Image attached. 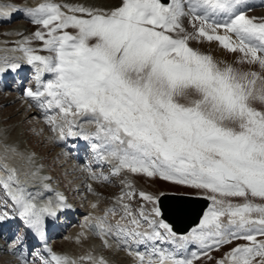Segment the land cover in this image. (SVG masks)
Wrapping results in <instances>:
<instances>
[{
    "label": "snow or ice",
    "instance_id": "obj_1",
    "mask_svg": "<svg viewBox=\"0 0 264 264\" xmlns=\"http://www.w3.org/2000/svg\"><path fill=\"white\" fill-rule=\"evenodd\" d=\"M244 3L119 0L105 11L49 0L23 10L37 30L13 49L34 70L35 87L25 88L22 95L45 110V123L58 133V140L74 136L89 141L94 159L111 165L110 176L139 174L212 194L199 224L178 236L161 218L158 197L139 192L150 209L141 205L133 210L124 202L135 193L123 179L129 191L122 190L117 204L120 221L126 223L110 224L108 214L115 215L117 209L109 208L102 216L86 217L82 227L92 230L105 246L109 238L118 246L129 240L173 246L172 251L153 246L146 253L125 247L137 264L212 261L213 250L233 242L235 246L214 264H264V239H258L264 238V110L253 106L264 104V76L193 46L216 42L227 52L240 54L235 64L256 65L264 72V18L246 15ZM33 40L41 42L39 49L28 46ZM20 67L19 60L5 59L0 73ZM45 74L49 78L44 79ZM50 111L55 114L48 115ZM81 120L95 130L79 129ZM84 171L92 180L109 181V175L88 167ZM31 175L36 177L37 172ZM0 186L23 224L41 239L46 218L55 219L57 211L68 206L59 193L38 205L41 194L28 192L16 170L7 165H0ZM44 188L50 191L47 184ZM226 198L243 202L234 204ZM9 217L8 211L0 210V221ZM189 245L198 251L189 252ZM48 252L42 264H76Z\"/></svg>",
    "mask_w": 264,
    "mask_h": 264
},
{
    "label": "rangeland",
    "instance_id": "obj_2",
    "mask_svg": "<svg viewBox=\"0 0 264 264\" xmlns=\"http://www.w3.org/2000/svg\"><path fill=\"white\" fill-rule=\"evenodd\" d=\"M79 1L82 4L83 0H79ZM101 1H103V0H101ZM72 2H75V0H72ZM111 2H113V3L119 2V0H114V1L112 0ZM252 10L245 12L246 15H248L249 17L264 18V13H263L264 9L263 10L254 9L253 11ZM257 13H259V14H257ZM19 23H20V21H18L16 23H12L10 25V27L11 26L18 27ZM30 24L32 25V33H31V35H32L34 33V31L37 30V26L33 25L32 23H30ZM7 26H9V25H7ZM1 29L5 30L6 28H5V26H3V28H1ZM27 34L29 35V32L26 31V33L24 35L27 36ZM35 42H38V41H35ZM38 43L41 47V42H38ZM193 46L200 47L201 51H203L206 54L212 55L215 59H217L219 61H223L224 63H228V64H233L235 67L240 68V69L245 70V71H256V72L260 73L262 76H264V72H261L259 67L256 65L235 64V61L239 57L240 54L227 52L226 50L222 49L216 42H211V43L205 42L203 45L193 44ZM13 49H15V48H12V52H14ZM16 52H18V51H16ZM43 53L47 54L46 52H43ZM12 54L14 55V53H12ZM32 83H33V81H32ZM33 85H34V83H33ZM24 88H26V86L22 87V89H24ZM7 92H9V93H7ZM14 92H15V90L12 89L11 87L8 88L7 91H1L0 90V134H6V135L10 134L14 138L13 140H14L15 146L17 147V151L19 152V153H16L17 156L16 155H14V156L18 157L19 161H18V163L13 164L12 167H14L16 169V173H17V177H18L19 181L21 182L20 179H22L19 174H23L26 177L32 176V175H28L27 171L30 174L33 171H36L37 172L36 177H32V178L34 181L39 180L41 178V174L39 171V164L37 163V159L40 160L42 156L46 155L47 159H45L43 162L39 161V163H40V166L42 167V170H43L45 176L50 177L48 184H50L56 188L63 189L62 184H61V183H63L64 188L69 189V190L71 189L69 191V193H70L73 190V187L75 188V186L81 185V181H83V179L79 176L78 179L72 180L73 175H70L69 173L64 174L65 170L69 169L71 167L68 166L66 168V166L64 164H62L66 158H65V156H62V155L60 156L59 154H57V152L59 151V147L56 146V144H55L54 133L51 131L50 125L46 124L45 121H40L39 119L41 118V115L37 114V112H31V109L24 111V109L21 110V107L14 108V106H12V104L14 102H20L21 106L24 107L22 102H23V99H25L23 97V95L18 96L17 94H14ZM3 93L5 95H8V96H11V94H13V97H12L13 100L11 97H10V99L8 97H2ZM181 102L183 103L185 101L182 100ZM28 106L30 107V105H28ZM253 106L259 110H264V104H261L259 102H254ZM30 108H33L35 110L34 107H30ZM17 111H20V112L17 113ZM15 113H17V114L14 115ZM48 115H53V114H51V112H50V113H48ZM26 116H28L27 117L28 119L26 118ZM44 117H45V114H44ZM90 125L85 128V124H83V125L81 124V125H79V129H85V132H89V131H87L88 130L87 128H90L89 130L92 131L91 126H93V128L95 126L94 125L90 126ZM21 130H23L22 133H20ZM76 131H78V129H76ZM16 133L19 136H17ZM57 135H58V133H56V136ZM17 137H20V139ZM8 139H11V138H8ZM0 143H1L0 144V157L2 158V160L6 161V162L8 161L7 163L10 164V160L12 159L11 158L12 152L13 153L15 152V151L10 152V148L13 146L10 143L9 144L6 142L3 143L2 140L0 141ZM5 144H6V146H5ZM21 146H22V148L26 149V151H24L25 152L24 156L21 155V153H20ZM3 151L6 154L8 153L7 156L5 155V153ZM93 154H94L93 152L88 151V154L84 153V155L83 154L81 155L82 159L78 160V163L80 164L81 169L84 170L85 167H88L93 172H96L97 174L103 173L104 175H109V181L108 182H104V181L99 180L100 184H102L103 186H99L98 189L101 190L103 192V194L104 193L110 194L113 191V189H112V187H113L114 191L117 192V189L120 185L119 181H118V178L120 176H118V177L110 176V173H109L110 166L105 165V163H100V162L98 164L97 161L93 158ZM4 157H6V158H4ZM7 157L9 159H7ZM87 161H88V163H87ZM72 165H73V162H72ZM73 167H74V165H73ZM54 173H57L58 177L60 178L59 181H61V183H56V179L51 178L52 174H54ZM75 175L78 176V173L77 174L75 173ZM121 176H122V173H121ZM131 176L133 177V179H135L136 181H139V183H141V185H140L138 182H135V183L139 184V185L134 184V189L132 191H134L135 195L133 196V198L131 200H128L127 198L125 199L126 203H129L133 210L138 209L141 205L145 206L147 209L151 208L150 204H147L145 201L140 199V197L138 195L140 191H143L146 194L153 195L156 197H158L159 194L162 193L163 191L176 192V193H186V194H193V195H204V196H208V197L210 195H212L211 193L204 191V190H194V189L186 188L184 186L173 185L170 182L162 181L159 178H148V177H145V176L139 175V174H136V175L131 174ZM104 185H106V187H104ZM35 187H38V185L35 184ZM122 189H125L124 184L122 185ZM2 190H3V192L0 193V208L5 210V207L8 206L9 200L7 198H5L6 195L4 194V189H2ZM99 190H98V192H99ZM38 192H41V191L39 190ZM71 194H73V191L71 192ZM74 194L79 198H85L84 202H82V203H84V205H86V207L88 208L87 203H86V202H88V199H87L88 197L86 195L87 192L81 190L78 193L74 192ZM98 195H100V194H98ZM51 198H52V196H50L48 194L46 196L38 198L36 202L44 203L45 201H47ZM90 199H91V202H90ZM226 199L229 200L230 202L234 203V204L243 202V198H226ZM93 201H96V202L99 201L101 203L102 197L101 196H96V197L91 196L89 198L90 207L92 204H94ZM106 202H108V201H106ZM254 202L260 203L261 201L255 200ZM79 203H80V201L78 202V206H79ZM111 203L113 204V206H116V204H117L116 201L111 202ZM211 203H212V201H211ZM211 203H210V205H211ZM107 208H110V207H107ZM9 210H10V207L8 208V212H9ZM92 211H94L93 208H92ZM86 214H87L86 212H83L82 214H80L78 221H76L73 225H71L70 227L65 229L62 233L59 234L58 239H56L57 241L55 240L57 244L52 247V253H56V254L59 253L60 255L61 254H67V255L69 254L72 257V260H70V261H76V264H95V262L100 260V259H103L105 261V264H110L111 259H115L116 261L118 259V264H125V263H128L134 259L132 256H129V255L125 256L124 259L120 258L119 254L122 251L115 250L114 248L109 246L110 242H111V244L114 245L115 248H117V249L120 248V250H122V247H119L115 243V241H116L115 238H109V241H110V242H108L109 245L105 246L103 244V241L100 239L99 236H97L95 234L94 235L90 234L91 233L90 230H87L86 228L84 230H79V231L76 230V229L81 228L82 225L84 224V222L82 220H83V217L86 216ZM90 214L96 215L93 213H90ZM92 215H89L88 217H93ZM108 218L109 219L111 218L109 220L110 224H115L117 221H120V217L108 216ZM120 222L126 223V221H120ZM145 228H146V225H145ZM74 229L78 232V235L79 234L81 235V237H78V239H71V240L68 238L69 240H66L67 235L71 231H73ZM141 230H144V229H141ZM83 235H86L87 237L83 236ZM68 237H69V235H68ZM258 239H264V238L258 237ZM16 240H18V244L16 242H14V243H16V245L21 248V251H19V253L22 252V253L26 254L25 257L27 258L26 260H27L28 264H30L31 262L34 264H42V261L44 259L48 258L49 253L46 255H43L42 253H40V249H39L40 247H38V246H36L35 248H34V246L30 247L29 242L26 241V238L21 231L19 234H17ZM13 241H15L14 235L8 244H10L11 242L13 243ZM52 242H54V241H52ZM132 243H133V241L129 240L128 244L125 247L128 246V248H130L132 251H139L142 253H146V252L150 251V246L153 247L155 245V242H153V243L147 242L146 244H143V245L142 244H139V245L136 244L138 248H139V246H147V247H141L138 249L137 247H133L134 245ZM236 243L237 242H233L232 245L222 246L220 250H213L210 253V255L213 257L212 261H208V260H205L202 258V260L200 262H198V264H214L215 260L222 259L223 256L227 252H229L231 250V247L235 246ZM239 243H246V242L241 241ZM157 244H158L160 249H164V247H167V249L169 251L173 250V248L167 244H162L159 241L157 242ZM188 248H189V246H188ZM151 250H152V248H151ZM1 251L2 250H0V254H1ZM190 251H198V250L196 247H194V248H191ZM95 253L97 254V257L96 256L94 257L95 259H93V258H92V260H81L80 259L81 257H86V256L93 257V255ZM2 254L5 255L4 253H2ZM3 255L0 256V264H13L14 263V262H12L11 259H7V257L3 256ZM36 255H39V256H36ZM31 258H33L32 261H31ZM97 258H98V260H97ZM130 263L137 264V262H135V261L130 262Z\"/></svg>",
    "mask_w": 264,
    "mask_h": 264
},
{
    "label": "bare ground",
    "instance_id": "obj_3",
    "mask_svg": "<svg viewBox=\"0 0 264 264\" xmlns=\"http://www.w3.org/2000/svg\"><path fill=\"white\" fill-rule=\"evenodd\" d=\"M112 0H83L82 1V5H84V7H90V8H94V9H101V10H110L112 7L116 6L119 2H111ZM114 1V0H113ZM260 1H264V0H260ZM44 2H49V0H0V61L1 62H4V59H8V60H12L13 58L19 60V62L21 63V67L19 69H17L16 71H11V70H7L8 72H2L0 73V82H3V86L6 87V85L4 84V78H10V76H12L13 74L16 75V77L19 78H22V77H25V75H29L30 77H32V73L33 71H29V65H23L22 63V53H20L19 51L16 52H12V48H16L18 46L19 43H21L23 41L24 38L26 37H29L31 36V33H32V25L30 24V18L27 17L25 14H24V9H29V8H35L37 7L40 3H44ZM50 2H53V3H57V4H69V5H73V6H78L75 2H72V0H50ZM104 2V3H103ZM108 4V5H107ZM13 6L17 9H20V11H12V9L10 7H5V6ZM264 13V12H263ZM5 14H7V18H5ZM79 15V14H77ZM20 21L19 23V26L18 27H14V26H11L10 25L12 23H16ZM9 25V26H7ZM17 25V24H16ZM3 26H5V30H2L1 28H3ZM28 27V28H27ZM29 32V35L27 34L24 35L25 33ZM32 48H35V49H39L40 48V45L38 42H35L34 40L28 45ZM14 53V55L12 54ZM41 55H45L43 52H40L38 51L37 54H40ZM46 76H49L48 74ZM24 83H26L24 81ZM9 93V92H7ZM6 93V94H7ZM11 94V93H10ZM2 97H8L10 99V97L12 98L13 97V94H11V96H8V95H5L3 93V96ZM21 98V97H20ZM13 100V98H12ZM22 104L24 105V107L21 106L20 102H14L12 104V106H14V108H18V107H21V110L24 109L25 110H28V109H31V112H37V114H40L41 115V118L39 119L40 121H45V117H44V114H45V110L43 109H38L34 106H32L34 104V102L28 100L27 98L23 99V102ZM28 105H30V107H34L35 110L33 108H30ZM20 110V111H21ZM20 111H17V113H19ZM17 113H15L14 115H16ZM28 116H26L27 118ZM25 119V118H24ZM28 119V118H27ZM30 119V118H29ZM83 124H85V128L88 127L90 125V123H87L83 120ZM82 123L80 122L79 125H81ZM82 124V125H83ZM93 125V124H91ZM90 125V126H91ZM92 128V131L89 130L90 128H87L89 132H93L95 130V127L93 128V126H91ZM79 130V129H78ZM74 131H76V129H74ZM55 134V137L57 138L56 136V133ZM8 138H11V139H8ZM79 137H74V136H66L64 140L59 141V143H64L65 141H69L67 144L68 145H71V143H73L71 146H73L74 149H76L77 147L80 149H85L86 147L90 148L91 150V147H90V144H87L85 143V141L83 139H78ZM14 138L12 137V135H6V134H0V141L2 140V142H6V143H10L13 147H9L10 148V152L11 151H15L14 153L12 152V155H11V160H10V164H8L6 161L2 160V158L0 157V165H7L8 168H12V169H15L14 167H12L13 164H16L18 163L19 161V158L16 157L17 154L16 153H19L17 151V147L15 146V143H14ZM1 144V143H0ZM6 146V144H5ZM4 147V146H3ZM2 148V147H1ZM4 152V151H3ZM5 153V152H4ZM21 153V151H20ZM8 154V153H7ZM7 154L5 153V155L7 156ZM16 155V156H14ZM3 157V156H2ZM9 157V156H8ZM7 157V159H9ZM70 157H72L70 155ZM6 158V157H4ZM6 159V160H7ZM68 161H66L65 163L67 164L66 166L68 167ZM105 164H108L107 162H105ZM66 167V168H67ZM70 167V166H69ZM21 168V167H20ZM73 168V169H72ZM72 170V172L74 173V178L76 179L77 177L81 176V178L83 179V189L87 192V199H88V202L87 203V206L88 208L86 207V205L84 206H81L80 209H76L74 211V216H72V219L69 220V221H64L66 222L67 224L65 225L66 228L70 227L71 225H73L76 221H78L79 219V216H80V213L82 214L83 212H86V216L83 217V222L85 224V218L88 217L89 215H92L90 213H93V214H96V215H92L93 217H96V216H102L104 215L105 211L109 208L107 207H110V208H116L117 211H116V214L113 215L112 213H109L108 216H111V217H120L121 216V212H120V207L118 204H116V206H113V204L111 202H117V199L121 196L122 194V190L124 192H127L129 191L128 188H125V189H122V185L123 183H121V181L125 178H127V180L129 181V183L131 184V190L134 189V184L135 185H141V183H139V181H136L135 179H133V177L131 176L130 173H127V172H122V176L120 175V177L118 178V181H119V187L117 189V192L114 191V188L112 187L113 191L110 193V194H103V192L101 190L98 189L99 186H103L102 184H100L99 180H92L89 178V173L84 171H80V169L74 165V167H71L69 168ZM69 169H66L67 171ZM16 170V169H15ZM79 171V172H78ZM28 175H31L28 171H27ZM75 173L77 174L78 173V176L75 175ZM96 173V172H95ZM20 177L22 179H20L22 181V184L25 186V187H28L29 189H31L32 191H35L36 189L37 190H41L42 192L44 190H46L44 188V185L46 184L45 181H40V180H36L34 181L32 176H24L23 174H19ZM93 183H92V182ZM37 182V183H36ZM135 182H138V183H135ZM92 183V184H91ZM35 184H41L43 186V188L41 187H35ZM48 185V184H47ZM88 185H91L92 186V191L90 192L88 190ZM143 186V185H142ZM104 187H106V185H104ZM48 188L50 189L49 190H46V192L44 191V193H53L55 194L56 193V190L51 187V186H48ZM105 189V188H104ZM99 190V192H98ZM100 195H98V194ZM163 193V192H162ZM162 193H160L159 195H161ZM101 196L102 197V202L100 203L99 201L96 202V201H93L94 204L97 205L96 208H93L94 211H92V207H90V203H89V198L91 196ZM177 201H179L180 203H182L181 206H173L174 208L172 209L173 210H176L178 211V214H180V217L178 216L179 220L178 222H174L176 223V225H178V228H180L181 226H183L184 222L188 220V218L191 216V215H194L196 214L197 210H198V206L200 204V202L198 201H193V200H188V199H183V198H177L176 199ZM108 201V202H106ZM166 201H172V198H168V197H164L161 199V203H162V206H164V203ZM176 201V202H177ZM90 202H91V199H90ZM124 202L126 203V201L124 200ZM179 203V204H180ZM10 210H9V213L10 215L12 216V223L15 222V224L17 225H20L21 224V219L19 218V216L16 214L15 212V209L11 206L10 204ZM102 207V208H101ZM68 208H64V210H66ZM87 209V210H86ZM90 209V210H89ZM69 211H71L72 209H68ZM78 214V215H77ZM118 215V216H117ZM108 219V222L109 218ZM167 220H169L168 217H166ZM62 221V220H61ZM170 221V220H169ZM111 222V221H110ZM171 222V221H170ZM83 224V225H84ZM87 229V230H90L89 228L87 227H81L79 229H76V230H84V229ZM177 228V229H178ZM181 229V228H180ZM9 230V229H7ZM28 230V229H27ZM75 229L73 231H71L67 237H66V240H71V239H78V237H81V235L79 234L78 235V232L76 231ZM179 230V229H178ZM61 231V226L59 224V221L55 222L54 225L51 227V229H49L47 231V237L44 235L43 239L39 238L35 233H33L30 229L28 230V234H27V238L28 240L29 239H32L33 241H35L36 243L39 244H42L43 246L46 247V242L49 243L51 242V245L52 246H55L57 243H56V239H58L59 237V233ZM91 233L90 234H93L94 235V232L92 230H90ZM0 232H5L3 230V228H0ZM76 232V233H75ZM82 233V232H81ZM89 234V235H90ZM183 235H187L186 234H183ZM83 236H86V235H83ZM178 236H181V235H178ZM87 237V236H86ZM69 238V239H68ZM47 239V241H46ZM56 240V241H55ZM54 241V242H52ZM3 244H0V250L2 251H7L6 249H10V248H13V247H18L16 245V243H10L9 247L7 246V242L5 241H2ZM110 242V241H109ZM115 243L117 244V241H115ZM149 243H153L152 241H149ZM156 243V242H155ZM104 244V242H103ZM134 244V243H133ZM105 245V244H104ZM109 245V243H108ZM118 245V244H117ZM136 245V244H135ZM143 245V244H142ZM110 247L114 248L115 250H119V251H122L119 255H120V258L124 259L125 256L129 255L127 251L124 250L125 248V244L123 242H121L119 244V247H122V250L117 249L115 248L114 245L111 244L110 242ZM137 246V245H136ZM154 246H156L158 248V246L155 244ZM191 246H196V245H189V247ZM106 248V247H105ZM138 248V247H137ZM189 250V248H188ZM56 254V253H55ZM2 254H0L1 256ZM57 255H60L59 253ZM82 255V254H81ZM13 256V257H12ZM61 256H66L68 257L69 259H72L71 256L67 255V254H61ZM97 257V254L95 253L93 255V259H95L94 257ZM130 256V255H129ZM6 257L7 259H11L12 262H14L13 264H21V259L20 258H24V255H13V252H8L6 254ZM19 257V258H18ZM133 257V256H132ZM134 258V257H133ZM106 259V258H105ZM98 260V258H97ZM109 261V260H108ZM135 261V259L131 260L130 262H133ZM125 263V264H132V263ZM136 262V261H135ZM118 264V259L117 261L115 259H111L110 260V264ZM30 264H34V263H30Z\"/></svg>",
    "mask_w": 264,
    "mask_h": 264
},
{
    "label": "water",
    "instance_id": "obj_4",
    "mask_svg": "<svg viewBox=\"0 0 264 264\" xmlns=\"http://www.w3.org/2000/svg\"><path fill=\"white\" fill-rule=\"evenodd\" d=\"M164 197H168V198L170 197V198H172V201H169V202L166 201L164 203V206H162L161 199ZM177 198H183V199H188V200L200 202L196 214L191 215L188 218V220L184 222L183 226L180 227L181 229L178 228V225H176V223H174V222H178V220H179L178 216L180 217L181 213L178 214V211H176V210L172 211V209L174 208L173 206L176 207V206L182 205V203H180L179 201L176 200ZM157 202H158V206L161 209L162 218L172 226V228L175 232L185 233L193 225H195L199 222V219L202 216L204 209L207 207L209 200L205 197H202V196H192V195H188V194H179V193H163L158 197ZM166 217H168L171 222L169 220H167Z\"/></svg>",
    "mask_w": 264,
    "mask_h": 264
}]
</instances>
